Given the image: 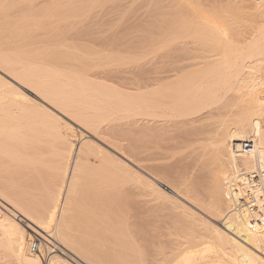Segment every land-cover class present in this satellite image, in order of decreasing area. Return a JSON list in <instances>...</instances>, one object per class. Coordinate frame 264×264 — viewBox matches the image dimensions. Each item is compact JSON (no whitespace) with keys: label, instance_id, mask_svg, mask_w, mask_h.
<instances>
[{"label":"bare ground","instance_id":"1","mask_svg":"<svg viewBox=\"0 0 264 264\" xmlns=\"http://www.w3.org/2000/svg\"><path fill=\"white\" fill-rule=\"evenodd\" d=\"M17 1L0 44V264H42L28 228L54 244L46 264H264V227L231 188L264 166V0H103L92 22L77 16L98 0ZM73 24L124 54L79 53L91 32ZM36 38L52 62L26 63Z\"/></svg>","mask_w":264,"mask_h":264},{"label":"rangeland","instance_id":"2","mask_svg":"<svg viewBox=\"0 0 264 264\" xmlns=\"http://www.w3.org/2000/svg\"><path fill=\"white\" fill-rule=\"evenodd\" d=\"M1 1H2V2H1ZM3 1L7 4V6H6L5 3H3ZM12 1H13V0H12ZM12 1L10 0L11 3L8 4L7 2H9V0H7V1H5V0H0V2L2 3V5H4V6H1V8H0V10H1V11H0V24H1V25H0V37H1V38H0V44H1V42H3L4 45H5V43H4L5 40H6V42H8L7 37L5 36V34L9 37L10 34H8V31H9V29L13 26V25H10V23H9L8 21H11V20H9L7 17L12 18L13 20H15V16H17V17H16V20H17V19H21V15H22V14H21V15L19 14V13H20L19 11L16 12L15 10H14V11H15L16 13H18V14L15 13V14H13L14 16L12 15V12H10V11H11V9H14V8L17 9L16 6L13 8V5L15 4V1H17V0H15V1H13V2H12ZM19 1H21V0H19ZM19 1H17L16 4H18ZM74 1H75V0H74ZM76 1H77V0H76ZM76 1H75V4L73 3L75 6H76ZM88 1L93 2V0H82V1L80 0V1L77 2V3H78L77 6L79 5V6H80L79 9H80V8L84 7L87 3L90 4V2H88ZM95 1H96V0H95ZM95 1H94V2H95ZM99 1H100V0H98V1L95 2V6L93 5L94 7L92 6L93 8H95L94 10H93V8H91V10H90V8H89V10L92 11V13L90 12V13H91V16H89V13H88V11H87L88 15H86V16L83 15L85 18L82 17V16H77V17H78V18L80 17L81 19L83 18V19L91 20V22H92V21H93V18H97L96 16H94L95 14L98 13L97 10L99 9V10L101 11L102 8H100V6L104 5V3H103L104 1H103V0H102V3H103V4L100 3L101 1H100V2H99ZM109 1L111 2V0H109ZM147 1H148V0H121V4L123 3L124 6H125L127 3H129V4H127V6H126L128 9H129L130 3H132L131 6H139V5L141 6V5H142L143 7H142V6H141V7L139 6V8H141V9H139V12H140V11L145 12L144 10L147 11V8H146V7H147V5H148V3H149V1H148V3H147ZM70 2H71V1H70ZM86 2H87V3H86ZM97 2H99V5H98ZM106 2H107V0H105V3H106ZM1 3H0V5H1ZM12 3H13V4H12ZM20 3L22 4L23 2L21 1ZM79 3H80V4H79ZM82 3H84V5H82ZM112 3H113V1H112ZM88 4H87V5H88ZM92 4H94V3H92ZM96 4H97V5H96ZM106 4H107L106 7H111V6H108L109 3H106ZM110 4H111V3H110ZM137 4H138V5H137ZM8 5H9V6H8ZM10 5H12V7H10ZM81 5H82V7H81ZM87 5H86V6H87ZM111 5H113V4H111ZM75 6H74V8L72 9L73 11H74L76 8H78L77 6H76V7H75ZM131 6H130V7H131ZM4 7H5V8H4ZM8 7L10 8V10H9V9H6V8H8ZM89 7H90V6H89ZM96 7H98L97 10H96ZM103 7L106 8L105 5H104ZM2 8H3V10H2ZM131 8H132V9H131ZM131 8H130L131 11H133V10L136 9V8H134V7H131ZM133 8H134V9H133ZM142 8H143L144 10H143ZM145 8H146V9H145ZM4 9H5V10H4ZM84 9H86V8H84ZM128 9H127V10H128ZM6 10H7V12H6ZM8 10H9V11H8ZM99 10H98V11H99ZM104 10H105L106 12H108L107 9H103V11H104ZM130 10H129V12H128V11H126V8H125V9H121V10H119V11H120V14H119L118 11L115 12V10H111L110 12H108L109 15H108V14H106V15H107V16H110L111 19L116 17V20H117V19H118V18H117V13H118V15H119L118 17H120V16H121V13H122V15H123V13H125V11H126V14H125V16H126V15H127V12H128V13L131 12ZM14 11H13V13H14ZM75 11H76V10H75ZM94 11H96V12H94ZM112 11L115 12L116 14L113 13ZM136 11H138V8L136 9ZM136 11H135V12H136ZM106 12H105V13H106ZM111 12H112V13H111ZM135 12L133 11V13H135ZM4 13H5V14H4ZM9 13H10V16H7V15H9ZM93 13H95V14L93 15ZM133 13H132V15H134ZM136 13H138V12H136ZM6 14H7V15H6ZM24 14H25V13H24ZM27 15H29V14L26 13L24 16L27 17ZM34 15H35V14H34ZM115 15H116V16H115ZM128 15H129V14H128ZM4 16H5V18H3ZM12 16H13L14 18H13ZM24 16H23V17H24ZM31 16L34 17V19H35L36 17H38L37 15H35V16H33V15H29L28 17H31ZM92 16H94V17H92ZM113 16H115V17H113ZM130 16H131V13H130ZM130 16H126V18H131ZM26 17H25V19H26ZM77 17H76V19H77ZM88 17H89V18L92 17V18L89 19ZM105 17H106V16H105ZM55 18H56V17H55ZM106 18L110 19L109 17H106ZM27 19H28V18H27ZM104 19H105V18H104ZM124 19H125V18H124ZM22 20H23V18H22ZM94 20H95V19H94ZM105 20H107V19H105ZM105 20H104V21H105ZM119 20H120V19H118V20L116 21L118 24H119ZM85 21H86V20H85ZM4 22H5V23H4ZM105 22H106V21H105ZM105 22H102V23H101L102 26H103V23L105 24ZM108 22H109V21H108ZM108 22H107L104 26H105V28L107 27V28L110 30L111 25L109 24V25H110V28H109V27H108ZM111 22H113V25H115V23H116V22H115V19H113V21L110 20V23H111ZM6 23H7V26L5 25ZM3 24H4V27H2ZM101 24H100V25H101ZM9 25H10V26H9ZM73 25H74V24H73ZM73 25H70V28H71V29H72ZM84 25L86 26V24H82V25H81V24H75L74 27H75V26H78V28H79V26H81L80 29H78V30H81V29L83 30ZM91 25H92V24H91ZM91 25L88 24V26H86V27L84 28V29H86V31L83 30V34H84L85 32H86V33L89 32V31H90V32H91V31L95 32V30H96V31H97V30L100 31V30H101L100 28H102V26L99 28V26H96L97 24H95L94 26L98 27L99 29L96 28V27L94 28V26L92 25V27L94 28V29H93V28L91 27ZM106 25H107V26H106ZM8 26H9L10 28H9ZM15 26H16V25H15ZM56 26H57V25H56ZM56 26H55V27H56ZM13 27H14V26H13ZM52 27H53V26H52ZM74 27H73V29H74V30H75V29L77 30V27H76V28H74ZM88 27H90V29H91V28H92V29L90 30ZM112 27H113V26H112ZM116 27H117V25H115V28H116ZM4 28H5V29H4ZM8 28H9V29H8ZM105 28H104V29H105ZM144 28H145V27H144ZM6 29H8V30H7V33H6V31H4V30H6ZM71 29H70V30H71ZM87 29H88V30H87ZM104 29H102L101 31H104ZM82 30H81V31H82ZM146 30H147V27H146ZM146 30H144L143 33L147 32ZM72 31H73V30H72ZM90 32H89V33H90ZM4 33H5V34H4ZM9 33H10V31H9ZM98 33L100 34V32H97V34H96V33H94V34L98 35ZM1 34H2L3 37H4V39H3L4 41H2V38H3V37H2ZM87 34H88V33H87ZM146 34H147V33H146ZM79 35H80V37H78ZM79 35H77L76 38L73 36V38H74V40H75L76 43L74 42L73 39H69V41H70V40H71V41L73 40V41H72V46H74L75 44L78 45V46H75V49H77L76 51H78V50L80 49V51H78L79 53H85V51H87L86 53H87V54H90V53H92V52H90V51H93L92 54H94V53H95L94 51L98 50V51H96V53H97V52H99L101 49H102L101 51H104L103 48H100V47L102 46V43H103V42L101 43V41L97 40V39H98L97 37H92V36H93V35H92V32H91V34H89V36L92 37V38H90V37L88 38L87 35H86V36L83 35L84 37L82 36V34H79ZM91 35H92V36H91ZM94 36H95V35H94ZM77 37H78V38H77ZM81 37H83L84 39L81 38ZM5 38H6V39H5ZM40 38H41V37H40ZM80 38H81V39H80ZM36 39H37V41H36V40H33V41L31 42V41L29 40V42H27L28 45L30 44L29 46L32 45L33 47H32V46L29 47L28 45L23 46L24 44H23V45L21 44V45H22L21 48L25 47L26 49H28L26 53H29V54H30V55L28 54L27 62H26V63H27L28 65H33V66H42L43 64H47V62H48V63H49V62H52L53 59H52L51 61H49L48 58H47V56H46L45 54H43V51H44V49H46V48H49V49H51V48H52V49H55V48H53V47H48V45L50 46L49 42H51V44H54V42L52 43V41H54V40H51V41L48 42V41H46V40H48V39H45V38H44L45 41H46V43H44L45 41H44V42L41 41V40H43L42 38H41V40H39V41H38L39 38H36ZM91 39H92V40H91ZM93 39H94V40H93ZM90 40H91V41H90ZM9 41H10V40H9ZM34 41H36L37 44H36ZM69 41H68V42H69ZM95 41H96V43H94ZM30 42H31L32 44H31ZM38 42H39V44H38ZM98 42H100L101 44H99ZM18 43H19V42H18ZM33 43H34V45H33ZM74 43H75V44H74ZM73 44H74V45H73ZM104 44H106V43H104ZM36 45H37V47H35ZM70 45H71V44H70ZM99 45H100V46H99ZM106 45H108V46L106 47L105 45H103L102 47H104V49H107V50L109 51L110 48L108 49V47L110 46V47H111V50L115 49V50H113V51H116L117 53H118V51H119L118 48H119L120 46H121V49H122V47H123V48L125 47L124 45H120V46H118L119 44H118V45L116 44V45H117L116 47H118V48H113V47H115V45H112V46H111L110 44H106ZM5 46H6V45H5ZM10 46H12V45H10ZM16 46H17V44H16L15 46H13V47L15 48ZM39 46H40L41 48H39ZM51 46H52V45H51ZM53 46H54V45H53ZM76 47H78L79 49L76 48ZM18 48H20V46H19ZM21 48H20V49H21ZM25 48H23L22 50H24ZM31 48H32V49H31ZM37 48H39V50H38ZM26 49H25V50H26ZM30 49H31V50L35 49V50H33V52H31ZM116 49H117V50H116ZM121 49H120V51H119L120 55H122V53L124 54V52H123L124 50L121 51ZM107 50H105L104 52H107ZM29 51H30V52H29ZM35 51H37L39 54L36 52V55H35V54H34ZM88 51H89V52H88ZM111 52H112V51H111ZM31 53H32V54H31ZM96 53H95V54H96ZM100 53H101V52H100ZM100 53H99V54H100ZM117 53H116V54L113 53V54L117 55ZM125 53H126L125 55H128V54H129L127 51H125ZM127 53H128V54H127ZM87 54H86V55H87ZM97 54H98V53H97ZM101 54H102V53H101ZM104 54L107 55L106 53H104ZM104 54H103V55H104ZM109 54H111V53H109ZM32 55H33V56H32ZM81 55H82V54H81ZM82 56L85 57V55H82ZM87 56H88V55H87ZM87 56H86V58H87ZM92 56L94 57V55H92ZM88 57H90V56H88ZM50 59H51V58H50ZM51 64H52V63H51ZM25 84H26V83H25ZM26 85H28V86H31V85H32V87H33L34 84H33V83L30 84V82H29V83H27ZM19 87H21V86H19ZM33 88L35 89V86H34ZM75 134H76V137H74V138L77 139V133H75ZM211 221H212V220H211ZM212 222H213L214 224H216V225H219L217 222H214V221H212ZM27 230H28L29 234H27V236H26V240H28V241L31 240V239L33 240L34 237H37L38 240L40 241V243H41V250L38 251L37 253H38V255L40 256V260H41L42 264H46V259H47V257H48V254L52 255L53 252H51V250H55L54 244L50 241V239L48 240V238L45 239L44 237H41L39 234L32 232L29 228H28ZM42 234H43V232H42ZM28 238H29V239H28ZM43 238H44V239H43ZM46 240H47V241H46ZM49 241H50V242H49ZM45 244H46L47 247L44 246ZM51 244H52V245H51ZM48 247L51 248L50 251H49V248H48ZM45 248H46V249H45ZM47 248H48V249H47ZM48 251H49V252H48Z\"/></svg>","mask_w":264,"mask_h":264},{"label":"built area","instance_id":"3","mask_svg":"<svg viewBox=\"0 0 264 264\" xmlns=\"http://www.w3.org/2000/svg\"><path fill=\"white\" fill-rule=\"evenodd\" d=\"M232 149L234 152H249L253 149V144L247 140L239 144L233 142ZM238 173L237 180L231 185L232 210L245 213L250 227L260 229L264 227V166L250 169L240 167ZM37 239L34 237L32 249L36 248Z\"/></svg>","mask_w":264,"mask_h":264}]
</instances>
